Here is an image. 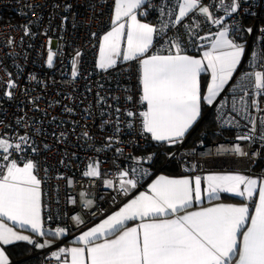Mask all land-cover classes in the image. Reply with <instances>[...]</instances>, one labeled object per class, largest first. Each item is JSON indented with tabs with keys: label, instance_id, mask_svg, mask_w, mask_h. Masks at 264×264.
I'll return each mask as SVG.
<instances>
[{
	"label": "snow or ice",
	"instance_id": "snow-or-ice-1",
	"mask_svg": "<svg viewBox=\"0 0 264 264\" xmlns=\"http://www.w3.org/2000/svg\"><path fill=\"white\" fill-rule=\"evenodd\" d=\"M255 3L256 0H215V3L176 0L175 4L172 0H159L155 4L152 0H114L111 30L100 39L96 67L108 71L115 69L121 60L138 63L140 94L133 108L125 112L129 118L127 127L139 132L141 138L150 137L160 146L182 144L201 118L203 107L217 102L244 62L248 42H242V34L255 35L253 44L264 46V26L245 28L239 19L256 16L250 11ZM149 9L158 11L159 26L138 18L146 17ZM217 10L222 14L218 15ZM186 18L189 23H184ZM208 25L216 26V31L199 36L201 27ZM170 31H173L172 36L168 35ZM25 34H28L27 29ZM193 38L207 42L208 46L197 45ZM157 39L162 41L161 48L152 52ZM48 43L47 66L51 68L57 53L50 47L51 40ZM189 47L203 51L198 57L189 55L186 51ZM251 58L252 70L241 77V81L247 83L242 86L239 99L232 98L231 106L233 113L251 125L248 133L238 135L237 140L249 142L255 139L258 123L249 110L264 112L257 99L264 97V49L252 50ZM202 73L210 76L206 91H202ZM78 74L77 60L73 59L72 78ZM6 87L12 89L16 84L9 79ZM5 95L11 98L12 92L6 91ZM126 99L133 100L131 96ZM137 103L143 106L142 110L135 109ZM119 111L117 108L116 112ZM225 123L239 127L235 120ZM259 123L264 138V117ZM116 131H120L119 127ZM108 139L106 147L119 143L112 137ZM28 143L27 135L19 136L16 142L0 138V245L27 241L36 248H51L49 240L38 243L6 222L11 221L20 229H30L38 237L46 235L38 163L27 159L21 165L13 158L14 153L24 152L23 145ZM116 151L122 153L123 149ZM231 151L247 155L239 144ZM168 155L169 158L174 156L173 153ZM156 158L157 153L134 157L135 167L119 171L118 192L127 195L137 189L140 179L150 175L149 170L140 165L148 163L151 167ZM83 176L99 178V162L89 163ZM202 179L206 183L203 189ZM68 184L72 185L70 179ZM104 184L114 187L112 180H105ZM221 193L233 194L249 203H217L189 211L205 197L209 201L218 200ZM257 194L258 199L254 201ZM80 196L84 198L85 207L93 205L92 200L86 199V192H81ZM69 202L76 204L77 200L70 197ZM72 219L83 223L79 215ZM129 221L138 223L128 227ZM67 232V228L58 227L50 235L59 238ZM74 244L76 246L59 247L51 253L52 258L58 264H264V179L258 181L238 173L209 174L203 178L199 175L194 178L158 176L148 185L147 192H140L118 211L84 231ZM0 264H10L3 247H0Z\"/></svg>",
	"mask_w": 264,
	"mask_h": 264
},
{
	"label": "built area",
	"instance_id": "built-area-1",
	"mask_svg": "<svg viewBox=\"0 0 264 264\" xmlns=\"http://www.w3.org/2000/svg\"><path fill=\"white\" fill-rule=\"evenodd\" d=\"M152 2L155 4L159 0ZM175 3L176 0H172V4ZM205 3H215V0H205ZM113 9L114 0H0V138L16 142L19 136L29 137V143L23 145L25 151L14 153L13 158L21 165L27 159L38 163L45 230L64 227L68 229L67 236L116 210L158 175H199L203 178L208 173L231 171L264 178V138L259 123L264 112L249 110L251 117L258 121L255 139L249 142L237 140V136L248 133L251 125L231 111L232 98L238 100L242 86L247 83L241 81V77L252 70L251 51L264 49V46L253 44L256 36L242 34V42H248L245 60L217 102L208 106L207 113L211 112L214 118L212 133L203 134L205 140L188 145L191 133L206 113L182 144L160 146L150 137L141 138L139 132L127 127L129 118L125 112L133 108L140 94L138 63L122 61L108 71L96 67L99 42L111 29ZM250 11L256 16L239 18L243 26H264V0H256ZM148 12L146 21L159 26L158 11L149 9ZM217 14L222 12L217 10ZM189 22L188 18L184 21ZM228 22L231 23V19ZM26 29L28 34H25ZM173 31L168 35L172 36ZM215 31L214 25L202 26L198 35ZM193 39L197 45L207 46V42ZM49 40L51 49L57 53L51 68L47 66ZM161 44V40H155L151 51L160 50ZM195 49L189 47L186 51L192 55ZM74 58L79 73L75 79L71 75ZM9 79L15 82V88L6 87ZM6 91L12 92L11 98L5 95ZM128 96L133 100H127ZM257 99L264 107V97ZM142 107L138 103L135 105L137 111ZM229 120H235L239 127L225 123ZM110 137L119 143L113 142L106 147ZM236 144L247 155L231 151ZM32 148L37 151L32 152ZM117 148H122L123 152L118 153ZM151 153H157L152 166L140 165L147 168L150 175L142 177L137 189L127 195L119 193V171H130L136 166L134 157ZM168 153L174 156L169 158ZM95 162L100 164L101 176L84 177L87 165ZM170 166L176 168L175 173L168 170ZM105 180H112L114 187L105 186ZM81 192H86V199L93 201L91 207L84 206ZM70 197L77 203H70ZM77 215L82 224L72 219ZM43 262L58 264L50 255H44Z\"/></svg>",
	"mask_w": 264,
	"mask_h": 264
},
{
	"label": "crops",
	"instance_id": "crops-1",
	"mask_svg": "<svg viewBox=\"0 0 264 264\" xmlns=\"http://www.w3.org/2000/svg\"><path fill=\"white\" fill-rule=\"evenodd\" d=\"M113 14H114V9H113ZM113 14H112V16H113ZM138 18H140L142 21H144L141 17H138ZM144 22H147V21H144ZM202 51H203V49H202ZM98 58H99V56H98ZM120 62H122V60ZM202 74H207L208 78L210 80V76H209L208 73H202ZM205 91H206V89H205ZM194 127H195V125H194ZM191 130L189 131V133L191 132ZM189 133L186 134V136L189 135ZM209 174H237V172H231V171H227L226 172V171H224V172H217V173H208L206 175H209ZM238 174H240V173H238ZM243 175H245V174H243ZM158 176H166V177H169V178H180V177H185V176L189 177V178H194L195 177V176H188V175H172L171 176V175H164V174L158 175ZM158 176L153 178L149 182V184H151L152 181L155 180ZM245 176H248V177H251V178H256L258 181L264 179V178H257L255 176H250V175H245ZM149 184H147L142 190L138 191L136 194H134L130 198H128L121 206H119L113 212L103 216L102 218H100L96 223L92 224L91 226H89V227H87V228H85V229H83V230H81V231H79V232H77L75 234H72L70 236L65 235V236H62V237H59V238H54V237H52L50 235V232L54 231L55 229H51V230H46V235L44 237H38L35 234L31 233L30 229H20L18 225H13L11 221H6L9 224V226L14 227V229L17 230V231H20L21 234L31 236L32 239L35 240L38 243H42L45 239L49 240L52 243V247L51 248H47L46 247V248L40 249V248H36L34 244H29L27 241H16V242H14L11 245H0V247H3L5 249L6 254L9 256L10 264H50V263H44L43 262V256L44 255H50L51 256V253L53 251H57L59 247H73V246H76L74 244V241L76 240V238L79 235H81L84 231H87L88 229L96 226L97 224L102 222L105 218H107V216L111 215L115 211H118L120 207H122L125 203H127L130 199L134 198L140 192H147ZM204 187H206V183L202 179V189ZM257 199H258V194L256 196H254V201L257 200ZM217 203L240 205V204L249 203V202L245 201L243 198L237 197V196H235L233 194L221 193L220 194V198L218 200L209 201L207 199V197H205L204 200L200 204H195L194 203L193 207L190 208L189 211L198 210L201 207H209V206H212L213 204H217ZM249 206H250V209H251L252 204L250 203ZM136 223H138V221H129L127 226L128 227H132Z\"/></svg>",
	"mask_w": 264,
	"mask_h": 264
},
{
	"label": "trees",
	"instance_id": "trees-1",
	"mask_svg": "<svg viewBox=\"0 0 264 264\" xmlns=\"http://www.w3.org/2000/svg\"><path fill=\"white\" fill-rule=\"evenodd\" d=\"M144 21H146L145 17H141ZM206 47V46H204ZM202 48H196L192 55L198 56L201 54ZM209 81L208 75L207 74H202L201 75V85H202V91H205L206 89V84ZM208 111V106H204L202 109V116L205 115ZM214 129V118L213 114L207 113L205 118L202 120V122L198 125L197 129L191 133L190 139L188 142V145H195L197 142L201 141L202 139L205 140L204 135L208 133H212V130ZM190 134V133H189ZM204 134V135H203ZM170 172L175 173L176 168L174 166H170L168 168Z\"/></svg>",
	"mask_w": 264,
	"mask_h": 264
},
{
	"label": "rangeland",
	"instance_id": "rangeland-1",
	"mask_svg": "<svg viewBox=\"0 0 264 264\" xmlns=\"http://www.w3.org/2000/svg\"><path fill=\"white\" fill-rule=\"evenodd\" d=\"M75 59V58H74Z\"/></svg>",
	"mask_w": 264,
	"mask_h": 264
}]
</instances>
